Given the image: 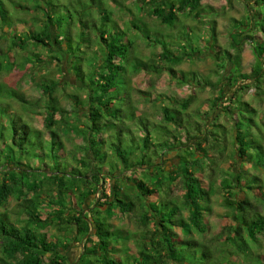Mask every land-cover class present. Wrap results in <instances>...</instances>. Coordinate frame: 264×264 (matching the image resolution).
I'll return each instance as SVG.
<instances>
[{
	"label": "trees",
	"instance_id": "obj_1",
	"mask_svg": "<svg viewBox=\"0 0 264 264\" xmlns=\"http://www.w3.org/2000/svg\"><path fill=\"white\" fill-rule=\"evenodd\" d=\"M86 1L32 0L34 7H37L35 9L42 15L43 24L36 32L26 34L17 33L11 28L12 19L8 18L10 15L7 6L29 9L30 4L22 5L19 0H0V41L9 43L10 51L22 50L28 41H32L48 50L49 63L54 60L59 63L64 61L66 65L70 64L71 55L76 51L72 49L75 41L77 50L82 44H87L84 46L87 52H91L88 48L98 52H94L89 58L81 49L80 60L84 59L85 62L79 65L73 76L81 84L80 90L85 91L84 107L79 103L82 98L76 95H72V103L79 106L75 109L77 112L74 115L77 118L74 121L83 117L80 120L84 122L74 127L86 141L84 147L92 154L94 163H104L106 155L112 153L123 167L113 177L120 181L119 178L124 176L122 171L138 170L142 173V178H132L136 189L134 195L124 193L118 183L113 185L112 193L107 194L103 185L105 177L101 172L102 166L89 167L88 158L84 159L80 166L90 170L89 176H86L83 167L74 166L68 160V153L66 155L63 151L60 129L68 123L65 115L69 111L58 103L55 96L56 81L48 84L46 80H42L39 85L40 96L36 99L27 98L23 92L0 84L10 95L9 99L17 98L16 103H22L29 113L39 109L37 112L42 115L43 127L42 131L33 128L20 115L15 114V117L11 116L13 123L9 136L0 135V144L7 151L3 158L0 153V207L5 206L8 199L12 198L17 201L23 216L10 222L6 214L0 212L1 249L7 258L6 262L0 256V262L12 264L10 260L15 259L16 264H68L65 263L67 259L62 251L67 248L68 239L73 240L76 236L81 241L82 251L71 264H223L221 258L225 253L230 257L236 254L245 264L247 261L250 264H264V180L249 168L232 173L219 168V163L226 156V141L223 139L220 142L212 138L216 133L205 130L201 121H198V118L202 119L199 110H189L195 100L194 94L167 96L165 99L169 104L164 101L159 106V118L153 121L149 115L137 113L136 102L131 97L133 92H149L133 88L131 93L125 91L122 96L120 91H116L119 82L128 84L129 78L138 73L136 69L127 74L124 62H130L134 45L140 39L160 45L162 50L158 57L172 63L200 55L193 45L185 50L186 46L181 42L183 54H174L169 48L170 43L164 40L160 32L151 28L152 23L147 18H155L157 25L170 29L180 21L183 24L186 19L202 22L215 9L204 5L203 0H131L132 5H128L130 0ZM75 2L81 5L80 11H77V21L67 11ZM238 2L243 4L244 14L240 20H231L236 30L228 32L229 47L241 52L245 44L241 41L243 38L245 42H248V38L262 41V45H258L259 50L253 47V53L260 59L259 65L251 66L245 73L234 67L231 74H227L228 84L232 87L228 105L232 106L218 104L221 98L218 95L213 98L212 103L231 117V144L234 151L229 157L234 158L236 155L243 164L248 163V167H254L255 170L259 168L264 172V133L260 129L258 133L251 132L248 128V125L255 123L257 126H264V120L260 118L259 121L244 114H255L257 111L240 100L236 88L237 83L249 80L250 84L240 88L253 87L258 90L254 94L260 97L259 100L264 99V0ZM61 8L69 14L68 17L66 14L64 18L60 17L61 13L60 16L55 14ZM120 18L135 33L129 36L127 31L120 28ZM210 19L207 21H211L212 31L209 27L207 31H210L209 38L215 46V21ZM140 31L146 32V35L141 37ZM67 50L71 54L66 53ZM222 52L227 53L228 58L232 55L228 51ZM3 53L0 47V67L4 63ZM220 53L219 50L215 52V59L220 67H224L223 62L218 60ZM141 62V67L150 71L148 73L160 75L166 69L176 82L181 85L187 83L188 78L184 74H175L173 68L157 64L151 57ZM11 66L12 62L8 68ZM59 68L62 69V66L59 65ZM124 71L126 74H120ZM190 76L196 79V86H213L212 82H204L199 75ZM118 100L119 104L115 105ZM3 105L13 112L9 103ZM215 125L220 127V124ZM132 132L140 135L138 137L141 138V144H137V147L134 145L136 135L132 136ZM110 137H113V141L106 151L105 143ZM43 140L49 142V145H55L57 141L62 156L58 155L53 161L49 159L50 162L37 167L31 163L32 159L27 154L32 148L36 149L33 147L35 143ZM38 149L41 157L43 147ZM208 151L211 152L210 156ZM139 152L143 155L137 161L134 158ZM168 153H173L172 159L175 161L171 170L161 165ZM95 155L102 157L99 159ZM109 165L112 169L116 167L112 162ZM27 168L42 176V179L31 180L33 177L29 175L30 180L28 178L26 181L21 176L18 177L20 173L28 172ZM98 175H101V181L96 178ZM215 178H218V187ZM255 189L259 195L254 192ZM220 190L223 192L220 203L225 209L224 215L226 213L230 216L232 224L220 226L218 232L207 238L205 230L207 226L210 228L208 218L214 213L213 198ZM64 194L69 195L68 205L64 202ZM91 195L95 196L94 203L98 208L86 209L84 205ZM150 195H155L154 201H147ZM141 202L143 207H140ZM45 210L48 212H42ZM87 210L90 212L89 217L86 215ZM115 210L120 217H127L142 227L143 238L136 244L137 254L134 257L126 251L122 254L118 247L123 240L126 243L129 241L130 234L124 233L125 229L121 228L113 230L111 223L102 222V213L111 217ZM31 226L41 227L40 229L53 226L58 232L66 233L63 237L65 242L63 239L47 240L45 234ZM112 232L116 233L111 234ZM194 234H199L202 239H197ZM67 236L71 237L67 239ZM47 254L49 256L43 261L42 256ZM115 254L118 256L113 257ZM252 257H255V263L250 262Z\"/></svg>",
	"mask_w": 264,
	"mask_h": 264
},
{
	"label": "rangeland",
	"instance_id": "obj_2",
	"mask_svg": "<svg viewBox=\"0 0 264 264\" xmlns=\"http://www.w3.org/2000/svg\"><path fill=\"white\" fill-rule=\"evenodd\" d=\"M19 1L21 2L22 5H26L27 3L30 4L31 7L29 9H20V8L11 7L9 5L7 6L9 10L8 14L10 15V17L8 16V18L12 19V24H10L11 28L15 29L17 33L32 34L36 32L38 28L43 24L41 23L43 20L42 15L37 9H35L37 7H34L33 2H31L32 0H19ZM65 1L67 0H61V2H65ZM82 1L87 2L86 0H82ZM37 2H40V0H37ZM202 3L206 6H211L213 9H215V12L213 10V14L208 13L207 14L208 17H205V20L202 22L197 21L196 19L194 20L186 19L185 22H183V24L182 21H180L177 26L169 29L164 26H159L160 24L157 25L158 22L154 20L155 18H147V21L148 22L150 21L152 23L151 28L155 31L160 32L164 40L167 43L168 42L170 43L169 48L174 52V54H181V53L183 54V49L180 48L182 43L186 46L184 47L185 50H188L193 45L195 47L196 52L197 51L200 52L199 53L200 55L196 56V58L193 57L191 58L188 56L189 58L183 59L178 63H172L168 60H163L160 57H158V54L162 50L160 45H157L155 43L154 44L146 43L144 40L141 41L140 39V41H137L134 45V51L132 57L130 58V62L129 61L124 62L126 65L125 71H127V74L128 72L136 69L138 73H136L135 75L129 78V83L127 82L128 84L119 82V87L116 88V91H120L122 96L124 95L125 91H126L125 93L127 92L131 93L133 88L142 90L143 92H149L148 94L147 93L140 94L133 92L131 94V97L132 100L136 102L135 106L137 108V113L138 114L143 113L149 115V118L153 121H156L159 118V114H160L159 106L164 101H166L164 102L165 104H169V101L165 99L167 96H173V95L186 96L188 94H194L195 100L193 104L190 106L189 110H194V109L199 110L202 119L198 118V121H201L204 129L207 131L212 130V132L216 133V136L218 135V137L213 135L211 136L212 138L216 139L217 141L219 140L220 142H223V139L226 141V147H227L225 151L226 156L219 163V168L223 171H229V173H232V171L235 170L237 171L238 169L249 168L251 171H254L255 174H257L263 181L264 172L262 169L256 168L255 170L253 169L254 167L252 168L248 167L247 165L248 163L243 164V161L237 159L236 155L234 158L229 157V154L232 153V151H234L233 149L234 147L231 144L233 140L232 137L233 132L231 130V117L224 114V112H222L221 109L214 107L212 103L213 98H216V96L218 95L221 96V98H219V101L217 103L221 104L222 106L228 105V100L231 97L232 87H230L231 85L228 84L229 80H227V74H231L230 71L234 67L235 70L245 73L250 70L251 66L253 67L258 66L260 59L256 57V55L253 53V47L255 46L256 49L259 50L258 45H262L261 44L262 41L260 40L257 41V39L255 38H248L247 39L248 42H245L244 41L245 38H243L241 41L245 44L241 52H239L238 49L237 50L231 49L229 47L230 39H228V32L232 31V29L234 31L236 30L235 26L233 28L231 20L233 18L235 20H240L242 18L244 14L243 4L241 2H238V0H203ZM132 4L133 1L130 0L128 5H132ZM80 9H81L80 3L75 2V4H72L68 7L67 11L68 13H71L72 15L70 16H72V18H75V20L77 21L78 20L77 17L79 14L77 11H80ZM136 10H134V12H136ZM59 13H61L62 16H60ZM55 14L57 16L64 18V14L67 15V12L65 11V9L61 8V11L60 12L57 11ZM137 18H139V16H137ZM210 18L214 19L215 21L214 32L216 33V38H217L215 46L212 45V41L210 40L211 38H209L210 31H207L208 27L211 30V21H207ZM130 19H132L131 16ZM118 23H120L119 24L120 28L128 32L129 36H131V33H135L134 29L129 28L130 25H128V23L126 24L122 23L121 18L118 21ZM71 31L72 33H74L73 28L71 29ZM146 32H141L139 33V35L141 37H144L146 35ZM205 41H207V43H205ZM8 45L9 43H2V40L0 41V47L2 48V51L4 52L3 54L5 56L2 58L4 62L3 66L0 67V84L23 92L27 98L36 99L38 98V96H40L41 90L39 85L42 82V80L43 81L46 80V83L48 84H53L57 82L55 96L59 101L58 103L59 105L67 109L69 112H71V113L68 112L65 115V120L68 123L64 124L65 127L61 126L60 129V137L62 138L61 140L63 141L64 144L63 151L64 153H66V155L68 153V160L74 166H80L81 161H83L84 159L86 160L88 158L87 164L89 165V167L93 168L97 166H102L103 170H101V172L105 177L104 179L105 182L103 183V185L107 194H111L113 190V185L118 183L119 188H121V190H123L124 193L130 194L129 196L134 195L136 193V189L133 185L134 181L132 180V178L140 179L142 178V173L140 174L138 170H136L135 172L122 171L124 176H122V179L119 178L120 181L116 177H113L115 173L117 174L118 171L123 170L122 164L120 163L119 159L115 157L112 153H108L106 155V159L104 163H101L100 161L94 163L92 154L89 151H87L88 149L86 150L84 147L86 141H84L81 138L79 131L74 127V125L83 123L84 121L80 120L83 117H80L77 122L74 121V119L77 118L76 115H74V113L77 112L76 107L79 106L74 104V102L72 103L73 101L72 95H76L82 98L81 102L79 103L83 105L84 103L83 99L86 94L84 90L83 91L80 90L81 84L76 82L73 74L77 72V70L79 69V65L85 62L84 59L80 60V58L82 57L81 49H83L87 53V56H89V58L94 55L95 51L91 50V48H88L89 49L88 51L91 52H87V49L86 48L84 49V46L87 44H82L81 48L79 46L80 49L77 50V48H75L77 46V41H75L72 44V46L74 47L72 49L76 51L74 55H71V59L69 61L70 64L66 65L64 61L59 63L54 60L49 63L48 60L49 57L47 52L48 50L44 46L37 45L32 41H28L24 49L22 50L17 49V51H10ZM55 48H57L56 45ZM217 50L221 52L220 54H218V60L223 62L222 64L224 65V67H220L216 62L215 52ZM222 50L228 51L232 55L229 56L228 58L227 53L222 52ZM65 52L71 54L70 50H67ZM128 54L130 55V53ZM148 57L153 58V61L155 63L157 62V64H161L162 66H168L173 68L175 74L178 75L184 74L188 78L187 83L183 85L179 84L178 82H176V79L172 78V76L170 75L171 73L166 69L160 75H155L153 72L148 73L150 71L144 70V68L141 67L142 66L141 60H145ZM224 59H226L227 61H225ZM10 62L13 63V66L8 68ZM59 65L62 66V69L59 68ZM70 68H73V70ZM125 71L124 73L122 72L120 74H126ZM191 74L199 75L200 78L204 80V82L205 81L212 82L213 83L212 88H210L209 86L206 87L196 86V79L190 76ZM250 83L251 82L249 80H245L242 83L239 84L237 83V87H236L237 92H239L238 95L240 100L243 102H247L251 107H253L257 111V113L255 114L251 113L249 115L247 112H245L244 114L252 118H257L259 121L260 118L264 120V99L259 100L260 97L259 96L257 97V95H255L256 91L258 92V90H256L253 87L240 88L241 86L243 87ZM9 98L10 95L6 93L2 87H0V135L2 136L5 135L6 137L9 136V131L12 129V123H13L11 116L15 117V114L20 115L23 118V120L27 122L31 127L39 129L41 131L43 130L42 115L38 114L37 112L39 111V109L34 110L33 113H29L28 111H26L25 107L22 106L23 105L22 103L19 102L16 103V101H18L17 98H13V99H9ZM43 100L45 101V98H43ZM7 103L11 105V109L13 110L12 113L10 109L7 108L6 105L5 106L3 105ZM117 104H119V100L118 103H116L115 105ZM229 105L232 106L231 104ZM26 108L29 110L31 109L28 108L27 106ZM204 121L205 123H203ZM215 124H220V127H217ZM248 126L251 132L255 131L258 133V130L260 129L264 133V126H257L256 123L255 125L252 126L248 125ZM133 134L136 135L135 138L136 141H134V145L136 146L137 144H141L140 143L141 138L138 137L140 136L138 132H132V136ZM127 135L128 133H126V136ZM103 137H105V135H103ZM130 137L131 134H129V138ZM112 139L113 137H110L109 141L106 140L104 147L106 151L110 149L111 141H113ZM45 140L40 141L38 144L35 143V146L33 147H35L36 149L32 148L31 150H29L27 154L29 159H32L31 163L37 167H41L44 162L45 163L50 162L49 159H52L53 161V158L57 157L58 155L62 156L60 154V147H59L60 145L59 143H57V141L55 145L51 143L49 145V142L47 143V141ZM0 143H1V138H0ZM54 146L55 149L53 150L52 147ZM39 147L41 148L43 147L41 157L38 149ZM0 153L2 154L1 158H3L7 154V151L4 150V147L1 144H0ZM207 154L208 156H210L211 152L208 151ZM16 155H18V153ZM98 155H95V157L97 158L102 157ZM142 155L139 152L136 158L134 159L140 161V159L138 158H140ZM164 157L165 160L161 162L162 163L161 165L164 168L171 170L172 165L175 162L172 159L173 153H168ZM109 162L116 164V167H113L112 169L109 165ZM80 167L82 168L83 166ZM82 170L84 173L86 172V176H89L90 170H85L84 167ZM29 175H32L31 177H33L31 180L38 179L37 181H39L40 179H42V176L37 174L35 171L32 170L30 171V169H28V172H25L23 174L20 173L18 177L21 176L23 180L27 181ZM126 176H128V178ZM68 177H70L69 174ZM123 177L126 178L124 179ZM96 178H98V180L100 179L99 181H101V175L96 176ZM96 178L94 177V179ZM215 180H216V185L218 187V178L217 179L215 178ZM42 184H44V182H42ZM254 192L259 195L256 189L254 190ZM73 193L76 194L75 192ZM178 194H180V192ZM222 194L223 192L220 190L213 198L214 213L210 218H208L210 221L209 224L210 228H208L207 226V229L205 230L207 238H210L212 235L218 232L220 226L224 224H232V219L230 218V216L229 215L227 216L226 213H225L226 216L224 215L225 209L221 206L220 203L222 202L221 201ZM63 197H64V202L66 203V205H68L69 195L64 194ZM94 200H95V196L93 195L89 196L84 207L86 209L98 208V206L95 205ZM154 200H155V195H150L147 197V201H154ZM143 205L144 204L141 202L140 207H143ZM102 208H104V206ZM0 212H4V214H6V216L8 217V221L10 222H14L17 218H23L22 214L20 213L21 212L20 207L17 205V201L12 198L8 199L5 206L0 207ZM42 212L47 213L48 211L45 210ZM116 212L117 211L115 210V212L111 217H108V215L102 213V216L104 217L102 219V222L104 223V221H106L111 223L114 227L113 230H115L116 228H121V229H125L124 233L128 232L130 236L134 235L132 238H130L129 236V241L127 243L126 240H123L124 242H122L121 245H118L122 254L126 251L127 254H130L131 257H134L137 254L136 244L141 242L142 241L141 239L143 238L142 227L139 223H136L133 220H129L127 217L124 216L120 217ZM86 215L88 217L90 215V212L88 210L86 212ZM184 215H186V212H184ZM20 225L24 227L22 223ZM33 228L40 230L42 234H45L47 240L53 241L56 239L59 240L63 239L65 242V239L63 237H65L66 233L64 234V232H58L57 230L54 229L53 226L50 227L48 226L43 229H40L41 227L40 228L33 227ZM105 228L109 229L108 226H105ZM176 230L177 232H181V230L179 229ZM115 233L116 232H112L111 234H115ZM194 236L199 240L202 239V237H200L199 234H194ZM69 237L71 236H67V239ZM93 239L96 240V238ZM67 242H69V244L67 248L62 251V253H64L67 259L65 263L71 264L74 263V261L82 251V244L79 237L76 236L73 240L68 239ZM59 243H61V241H59ZM1 247H2V243L0 242V256L6 261L7 258L4 255V252L1 249ZM226 255L227 254L225 253L223 258H221L220 256L221 260H223V264H245L240 260L239 256H236V254H234L232 257ZM48 256L49 254L43 255L42 256L43 261H46V258ZM114 256H118V255L115 254L113 255V257ZM249 260L250 262L255 263V257H252ZM10 261L12 262V264H16L15 259ZM0 264L3 263L0 262ZM246 264H250V263L247 261Z\"/></svg>",
	"mask_w": 264,
	"mask_h": 264
}]
</instances>
